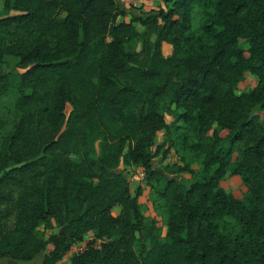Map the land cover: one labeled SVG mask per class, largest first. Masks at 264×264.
<instances>
[{
  "label": "trees",
  "instance_id": "obj_1",
  "mask_svg": "<svg viewBox=\"0 0 264 264\" xmlns=\"http://www.w3.org/2000/svg\"><path fill=\"white\" fill-rule=\"evenodd\" d=\"M162 1L137 16L115 0H4L0 60L19 70L0 72V101L16 94L0 117V260L61 264L93 233L65 264H264V0ZM171 150L181 164L159 169ZM121 165L143 169L161 223Z\"/></svg>",
  "mask_w": 264,
  "mask_h": 264
},
{
  "label": "rangeland",
  "instance_id": "obj_2",
  "mask_svg": "<svg viewBox=\"0 0 264 264\" xmlns=\"http://www.w3.org/2000/svg\"><path fill=\"white\" fill-rule=\"evenodd\" d=\"M161 8H166L165 3L162 0H145V6L144 8H141L139 10H132L130 11L134 15L142 16L145 15L151 11H158ZM4 0H0V16L4 13ZM12 14H15L12 12ZM132 15V14H131ZM130 20L129 17L126 18H119V21L123 20ZM139 30H142L143 28L138 25ZM137 49H140V45H137ZM16 60L10 58V57H4L3 60H0V72L4 73H13L18 71ZM258 85V79L256 77H250L248 76V79L246 83H242L239 85L237 93L240 95L246 90L254 89ZM16 98V94L14 91L7 94L2 100L0 101V117H5L8 115V112L10 109H12L14 101ZM71 108L68 106L67 111H70ZM168 123H171L173 121L172 117H167ZM165 138L164 132H161L157 138V145L161 144ZM181 155L175 151L171 150L169 154L163 158L162 156H159L154 160V164L159 168L163 169L167 165H179L181 164ZM194 169H198L197 165L194 166ZM119 173L124 174L127 179L130 182V189L132 194L134 195L138 188L144 189V193L142 198L140 199V202L142 203L143 207V213L147 218H155L156 221L160 222L162 221V211H161V203L158 201L157 195L153 190L146 187L143 183V177H144V171L140 168H134V167H125L124 165H121L118 170ZM169 179H178V180H191V174L183 173V174H166ZM222 187L226 191H236L241 188L242 182L240 178L238 177H230L229 175L226 176L221 181ZM120 212V208H115L113 211V214L117 216ZM39 230L44 233L46 236L50 235L51 233L55 232L58 233L59 228L56 226L54 222L47 225H42ZM94 240L93 233H90L85 238L84 242L81 244L74 245L67 256L63 259L61 264H65L69 262L70 257L75 254L79 253L81 251H84L89 243H92ZM101 242H96L95 247L100 248ZM52 249L51 245L48 246V250ZM44 258V254H40L37 256L35 260L32 262H19L16 260L11 259H5V261H9L10 263L14 264H42Z\"/></svg>",
  "mask_w": 264,
  "mask_h": 264
},
{
  "label": "built area",
  "instance_id": "obj_3",
  "mask_svg": "<svg viewBox=\"0 0 264 264\" xmlns=\"http://www.w3.org/2000/svg\"><path fill=\"white\" fill-rule=\"evenodd\" d=\"M115 2L122 8L128 11L139 10L144 8L145 0H115Z\"/></svg>",
  "mask_w": 264,
  "mask_h": 264
},
{
  "label": "crops",
  "instance_id": "obj_4",
  "mask_svg": "<svg viewBox=\"0 0 264 264\" xmlns=\"http://www.w3.org/2000/svg\"><path fill=\"white\" fill-rule=\"evenodd\" d=\"M163 53L166 57L171 56L173 53V47L170 44L165 43L163 45ZM0 264H14L9 261H5V259L0 260Z\"/></svg>",
  "mask_w": 264,
  "mask_h": 264
}]
</instances>
